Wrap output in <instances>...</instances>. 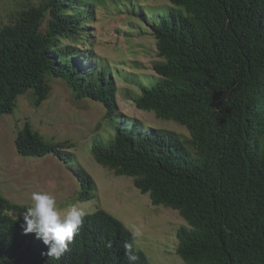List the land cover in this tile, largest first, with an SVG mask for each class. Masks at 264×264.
Wrapping results in <instances>:
<instances>
[{
  "label": "trees",
  "instance_id": "16d2710c",
  "mask_svg": "<svg viewBox=\"0 0 264 264\" xmlns=\"http://www.w3.org/2000/svg\"><path fill=\"white\" fill-rule=\"evenodd\" d=\"M168 4L149 23L154 74L131 75L129 98L185 126L188 139L119 110L116 73L93 48L78 45L92 0H38L0 22V115L27 89L39 105L49 77L64 79L76 98L104 108V122L91 136L95 161L132 177L153 204L176 209L185 220L176 229L175 251L186 264H264V0ZM14 142L21 155L69 162L82 185L80 200L94 196L96 183L69 143L45 140L28 122ZM24 208L0 195V264H126L129 229L103 209L85 217L54 261L42 255L47 246L34 233H24L23 220L7 213ZM136 251L135 264H149Z\"/></svg>",
  "mask_w": 264,
  "mask_h": 264
},
{
  "label": "rangeland",
  "instance_id": "374dc122",
  "mask_svg": "<svg viewBox=\"0 0 264 264\" xmlns=\"http://www.w3.org/2000/svg\"><path fill=\"white\" fill-rule=\"evenodd\" d=\"M93 15L84 23L80 47H91L107 65L119 87L116 102L121 112L137 117L145 125L173 130L188 139L187 128L173 120L155 116L151 110L137 108L129 95L135 91L131 75L144 78L154 74L153 61L158 59L155 38L149 23L168 0H92ZM38 0H0V22L10 19L16 9ZM49 94L39 105L34 104L31 89L16 98L13 110L0 115V195L9 202L24 206L9 210L15 219L31 204L34 191L55 196L57 207L66 210L75 205L87 213L103 209L128 229L139 228L142 235L135 241L149 264H186L176 253V229L185 220L176 209L153 204L148 193L133 184V178L116 175L95 161L91 136L95 125L103 124V106L92 99H78L64 79L49 77ZM28 122L45 140L69 143L77 162L96 183L94 196L80 200L82 185L71 164L53 154L24 156L17 152L15 137ZM104 126H101L103 128Z\"/></svg>",
  "mask_w": 264,
  "mask_h": 264
},
{
  "label": "clouds",
  "instance_id": "9594fccd",
  "mask_svg": "<svg viewBox=\"0 0 264 264\" xmlns=\"http://www.w3.org/2000/svg\"><path fill=\"white\" fill-rule=\"evenodd\" d=\"M30 200V206L22 213L21 227L25 234L34 233L36 239L47 246V252L42 255L59 261L67 252L74 237L78 235L89 213L75 205L63 211L58 209L55 196L48 192L34 191L31 193ZM128 231L130 240L123 242L124 257L126 264H135L139 259L135 241L141 237L142 233L139 228ZM107 247H111V242L107 244Z\"/></svg>",
  "mask_w": 264,
  "mask_h": 264
}]
</instances>
